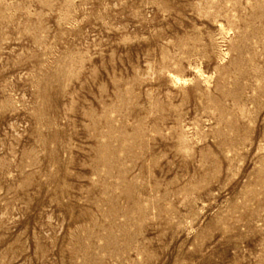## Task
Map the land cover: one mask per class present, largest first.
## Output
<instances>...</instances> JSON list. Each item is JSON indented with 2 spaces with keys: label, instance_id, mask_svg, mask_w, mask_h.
<instances>
[{
  "label": "rangeland",
  "instance_id": "obj_1",
  "mask_svg": "<svg viewBox=\"0 0 264 264\" xmlns=\"http://www.w3.org/2000/svg\"><path fill=\"white\" fill-rule=\"evenodd\" d=\"M0 264H264V0H0Z\"/></svg>",
  "mask_w": 264,
  "mask_h": 264
}]
</instances>
